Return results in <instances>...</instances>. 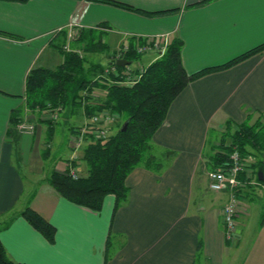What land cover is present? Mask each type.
I'll return each instance as SVG.
<instances>
[{"label":"crops","instance_id":"0c3cea01","mask_svg":"<svg viewBox=\"0 0 264 264\" xmlns=\"http://www.w3.org/2000/svg\"><path fill=\"white\" fill-rule=\"evenodd\" d=\"M113 1L147 14L90 0H0V222L10 221L0 240L8 256L24 264H264V191H241L237 231L227 240L222 210L229 193L209 187L210 156L219 145L211 133L264 116V52L192 81L179 93L152 140L167 167L161 173L135 168L126 181L129 198L115 213L114 195L94 211L37 178L32 167L47 160L49 124L27 106V76L35 67L62 64L58 48L67 34L102 32L112 51L129 41L138 46L145 38L178 37L188 73L264 43V0ZM158 53L150 49L142 61L151 63ZM15 110H21L22 122L31 119L34 133L15 127L10 136ZM59 115L64 122L54 125L48 147L52 157L66 156L67 167L75 145L71 129L89 118L83 107ZM257 171L252 167L245 177ZM28 205L55 226V243L20 215Z\"/></svg>","mask_w":264,"mask_h":264},{"label":"trees","instance_id":"16d2710c","mask_svg":"<svg viewBox=\"0 0 264 264\" xmlns=\"http://www.w3.org/2000/svg\"><path fill=\"white\" fill-rule=\"evenodd\" d=\"M5 1L27 2L28 0ZM90 1L108 3L147 14L118 1ZM80 36L79 40H83L85 43L82 48L85 54L104 53L109 49L108 44L102 39V32L81 31ZM143 42H139V44ZM123 46L124 44L121 45L120 51ZM128 47V50H123L122 53L125 60L130 62L133 59L142 58L143 54L137 51L134 42L129 41ZM59 49L64 58L62 64L56 69L35 67L29 72L26 81L28 108L32 111L37 109L43 111L49 107L52 109L61 108L62 112L65 111L72 115L83 107L89 120L98 113L108 111L118 114L124 122L115 133H111L107 138L97 137L87 132L81 155V160L86 165L85 174H81L77 178L73 177L71 168L76 166L77 162L72 160L65 170H53L46 178V182L63 198L94 211H101L105 198L108 195H114L115 213L129 198V187L126 181L135 168L145 167L156 173H161L167 167L168 160L165 159L164 164L158 161L152 140L156 131L165 121L171 103L179 93L192 81L210 73L230 68L254 54L264 52V43L224 64L188 73L182 61L183 41L178 37H172L169 39L165 51L153 60L143 70L141 77L132 84L119 82L124 80L120 75L126 66L116 65L120 75L111 71L118 51H112L110 57L113 60L104 64L102 62L88 63L85 55L73 50L66 51L61 45ZM98 89L103 94L96 99L94 94ZM262 118L264 116L259 115L252 124L246 122L233 125L231 123L226 128L227 130L235 127L234 133L231 134L230 141H225L223 137L219 145L213 146V154L210 156L212 170L228 166L230 154L236 148L245 159L250 157L253 159V155L257 156L255 161H249L250 169L256 167L258 171H264ZM11 122L10 136H14L16 134L15 127L22 122L21 110L13 111ZM125 123H128L127 129L123 130ZM77 131L79 132L80 128L76 130V133ZM54 132V122L51 121L48 126L47 146L44 149L45 159H48L50 153L48 144L52 140ZM217 147L220 149L217 150ZM245 175L246 172L241 173L242 178ZM20 215L50 243H55L56 228L40 213L28 205ZM9 222L0 223V230L6 227ZM201 246L202 244L199 245V250ZM0 264L24 263L12 260L0 240Z\"/></svg>","mask_w":264,"mask_h":264},{"label":"built area","instance_id":"2783aa9c","mask_svg":"<svg viewBox=\"0 0 264 264\" xmlns=\"http://www.w3.org/2000/svg\"><path fill=\"white\" fill-rule=\"evenodd\" d=\"M169 37L166 35L160 36L159 38H145L142 44L138 43L137 51L141 54H144L146 51L150 49H156L160 51L162 54L169 42ZM161 41V42H160ZM128 43L124 44L122 50L118 49L117 55L114 59L116 62L118 59H124L122 57L123 50H128ZM116 63L111 68V71L120 75L119 69L116 67ZM132 70L126 65V68L122 71L123 81H119L120 83L132 84L136 80H138L143 72V69ZM50 114L52 113L53 119H58L59 114H61V108H48ZM120 116L118 114L110 113L108 111H103L101 113L96 114L92 117L88 122L84 124L80 128V131L74 134V152L71 157L72 160L78 159V151L83 149L85 144V135L87 132L92 133L93 135L101 138H107L111 134V125L114 122H117ZM17 130L22 133H34L35 132V124L27 121L20 122L17 125ZM251 159L243 157L241 152L234 148V151L230 154V164L228 166H224L220 169L212 170L209 172V187L211 190L217 192H228L229 200L225 204L222 215L223 222L225 228V238L227 240H233L235 233L238 227V217L241 214V198L240 193L242 190L253 187H259L262 191H264V180H259L258 176L254 177H244L242 178L241 173H248L249 161ZM73 177L77 178V175L74 171H71Z\"/></svg>","mask_w":264,"mask_h":264},{"label":"rangeland","instance_id":"374dc122","mask_svg":"<svg viewBox=\"0 0 264 264\" xmlns=\"http://www.w3.org/2000/svg\"><path fill=\"white\" fill-rule=\"evenodd\" d=\"M81 32V31H80ZM80 32H73L71 34H67V36L64 38V44L62 45L63 49L66 50V51H77L79 52L80 54L82 55H85L86 58H87V62L88 63H96V62H102L104 64H107L109 61H108V57L112 54V50L109 48L107 49L106 52L104 53H86L83 52V47H84V42L83 40H79V38L81 37L80 36ZM102 39L104 40V42H106V39L104 36H102ZM109 41V39H107ZM107 43V42H106ZM121 47V45L117 46V48L114 51H118V49ZM59 49V48H58ZM60 51V49H59ZM61 52V51H60ZM109 52L111 54H109ZM62 53V52H61ZM160 51L158 53V55H160ZM116 57V56H115ZM142 58H143V55H142ZM142 58L141 59H133L132 61H130L128 67L131 68L132 70H136V69H139V71H141L140 69L142 68L143 70L150 64L148 63V60H143L142 61ZM141 61V62H140ZM88 66V64H87ZM58 67V66H57ZM56 67V68H57ZM55 68V69H56ZM102 91H100V89L96 90L95 91V98L98 99L99 97H101L102 95ZM37 112V116L39 117L40 120H42L41 122H48V124L50 125V122L53 121L54 122V125H62L63 124V117H61L59 115L58 119H53V114L49 112L48 108L47 109H44L43 111H40L39 109L36 110ZM28 119V120H26ZM25 121L27 122H31L29 121L30 118H26ZM31 120V119H30ZM263 122V127H264V118H262ZM34 122H35V119H34ZM123 118L120 117L118 119L117 122H114L110 127H112L113 129L111 130V133H115L116 130L118 129V127H120V125L123 123ZM81 123H83V121H77L75 122V127H72L73 129H71L72 133H76V130L78 128H81L79 127V125H81ZM249 124H252L254 123V121H249L248 122ZM84 125V124H83ZM56 127V126H55ZM234 128L235 127H232V129H225L224 131L222 132H219V133H215L213 131V133H211V141H215V142H220L221 141V138H225V141H230L231 139V134L234 133ZM55 129V128H54ZM218 138V139H217ZM217 139V140H215ZM72 151L75 150L74 146L72 145ZM217 150H219L220 148L217 147L216 148ZM208 150H210V145H208V149H207V152ZM56 151V150H55ZM155 155L157 156V159L159 162H162L163 164L165 163L164 162V159H165V154L162 153L160 154L159 152H157V150H155ZM210 152V151H209ZM78 155H79V158L78 159H75V162H77L76 166L72 167L71 168V171H74L77 175H81V174H85L86 173V165L85 163L81 160V155L83 154V150H80L77 152ZM50 158L45 160L46 162L42 163V162H39V163H35L33 165V171L36 172L38 174V177L37 178H40V177H43V178H47L48 175L53 171V170H65V167L67 165V161L65 160V155H61L60 153L56 156V157H52L51 155V148H50ZM72 153H70L71 155ZM73 155V154H72ZM253 159L251 158V160L255 161V159H257V156L254 157V155L252 156ZM259 157V156H258ZM69 161H72V159H70ZM56 163V164H55ZM57 167V168H56ZM210 171H212L210 169ZM258 172V171H257ZM42 173V174H41ZM212 192V191H211ZM214 192V191H213ZM253 214H257L256 211L253 212ZM255 216V215H254ZM1 221V220H0ZM2 223V222H0ZM202 257L200 258V261H201Z\"/></svg>","mask_w":264,"mask_h":264},{"label":"water","instance_id":"95a60500","mask_svg":"<svg viewBox=\"0 0 264 264\" xmlns=\"http://www.w3.org/2000/svg\"><path fill=\"white\" fill-rule=\"evenodd\" d=\"M117 65L119 66H126V65H129V61L125 60V59H118L116 62H115ZM127 125L128 123H125L124 124V127H123V130H126L127 129ZM258 178L259 180L263 181L264 180V171L263 170H259L258 171Z\"/></svg>","mask_w":264,"mask_h":264}]
</instances>
